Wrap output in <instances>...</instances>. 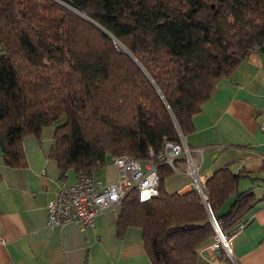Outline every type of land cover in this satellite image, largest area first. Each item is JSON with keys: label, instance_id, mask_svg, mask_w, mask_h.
<instances>
[{"label": "trees", "instance_id": "trees-1", "mask_svg": "<svg viewBox=\"0 0 264 264\" xmlns=\"http://www.w3.org/2000/svg\"><path fill=\"white\" fill-rule=\"evenodd\" d=\"M256 46L264 47V0H0L2 161L26 166L23 137L59 119L49 154L62 177L107 156L147 159L164 136L181 141L194 129L217 80ZM180 158L158 164L157 195L139 200L130 188L117 205V236L140 227L151 264H197L216 234L197 187L163 188ZM245 176L225 164L203 184L228 236L264 202L253 186L238 188Z\"/></svg>", "mask_w": 264, "mask_h": 264}, {"label": "crops", "instance_id": "crops-1", "mask_svg": "<svg viewBox=\"0 0 264 264\" xmlns=\"http://www.w3.org/2000/svg\"><path fill=\"white\" fill-rule=\"evenodd\" d=\"M263 117L264 47L256 46L230 75L217 80L201 110L193 115L194 129L183 135L197 172L185 170L186 155V160L178 159L182 168L164 177L165 191L183 193L203 186L214 168L228 164L248 175L240 178L239 189L253 186L258 198L264 195V180L260 179L264 177V132L259 128ZM60 121L44 126L39 137L32 133L23 137L24 167L4 164L0 149V264H151L140 227L129 225L117 236V206L97 212L92 225L46 223L47 201L59 186L75 179L71 169L62 177L49 154ZM105 168L113 174L105 180L99 174L101 180L115 181L118 170L112 160ZM129 185L130 181L124 183ZM246 220L230 238L231 255L224 251L227 259L221 254L224 249L208 247L210 240L198 249L197 264H264L263 201Z\"/></svg>", "mask_w": 264, "mask_h": 264}, {"label": "built area", "instance_id": "built-area-1", "mask_svg": "<svg viewBox=\"0 0 264 264\" xmlns=\"http://www.w3.org/2000/svg\"><path fill=\"white\" fill-rule=\"evenodd\" d=\"M259 128L264 132V117L259 123ZM182 138L181 136V141H177L164 136L160 149L155 151L149 146L150 157L144 160L130 155L112 156V162L118 170V178L115 181H102L97 168L76 172L74 181L59 186L55 195L47 201L46 223L55 226L72 222L92 225L97 212L109 206H117L130 188L136 191L139 200L157 195L160 190L158 164L167 163L173 166L175 159L183 154L188 161L185 170L195 174L197 166L191 162L189 149ZM126 181H130L129 186H124ZM202 199L207 207L205 192ZM212 223L216 234L208 247L211 249L220 247L230 256L232 235L225 234L216 219L212 220Z\"/></svg>", "mask_w": 264, "mask_h": 264}, {"label": "rangeland", "instance_id": "rangeland-1", "mask_svg": "<svg viewBox=\"0 0 264 264\" xmlns=\"http://www.w3.org/2000/svg\"><path fill=\"white\" fill-rule=\"evenodd\" d=\"M111 160H112L111 156H107L106 157V164L110 163ZM106 164L104 166H102L99 170V174H100V176H103L104 180L108 179V176L113 174V172H108L109 170H107V168H105ZM254 184L257 186V181H255Z\"/></svg>", "mask_w": 264, "mask_h": 264}, {"label": "water", "instance_id": "water-1", "mask_svg": "<svg viewBox=\"0 0 264 264\" xmlns=\"http://www.w3.org/2000/svg\"><path fill=\"white\" fill-rule=\"evenodd\" d=\"M181 136L183 137V135H181ZM198 190H199L200 194L203 196V194H204L203 187L199 185ZM207 210H208V213H209V216H210L211 220L216 219L215 216H214V214H213V212L209 209L208 206H207Z\"/></svg>", "mask_w": 264, "mask_h": 264}]
</instances>
